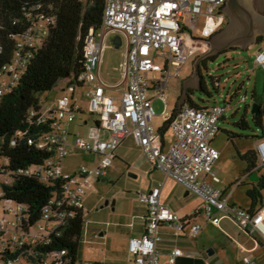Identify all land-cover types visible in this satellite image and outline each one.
Returning <instances> with one entry per match:
<instances>
[{
	"label": "built area",
	"instance_id": "built-area-1",
	"mask_svg": "<svg viewBox=\"0 0 264 264\" xmlns=\"http://www.w3.org/2000/svg\"><path fill=\"white\" fill-rule=\"evenodd\" d=\"M226 0H104L102 21L98 30H90L83 49V69L77 81L89 89L82 93L90 104V111L97 114L85 136L70 133V125L80 111L75 104L77 87L70 86L51 104L42 103L38 109H30L29 117L38 124L49 122V130L42 133L34 145L48 156L41 163L24 170L40 181L58 184V194L47 201L41 218L30 228H21V206L4 203L0 216V254L14 247L47 244L51 236L77 212H84L83 199L91 187V178H103L115 158V151L127 136H131L144 158L167 178H171L202 201L205 221L217 226L220 217H228L241 229L256 234L264 244V202L250 211L230 203L231 190L216 189L206 180L220 154L212 146L224 118L226 107L204 106L201 109L182 105L172 118L170 129L172 142L163 148L158 130L150 120L155 113L149 92H153L165 106L164 90L167 82L178 75L181 66L192 53H203L208 39L225 25L222 8ZM187 21L188 26L185 22ZM200 22V38H192L191 29ZM52 19L42 16L26 28L16 40L10 61L0 69V100L18 84L21 74L48 34ZM109 35L120 36L125 42V58L120 64V83L109 85L99 76V64L104 40ZM163 58L160 65L157 60ZM254 66L264 70V44L253 57ZM119 90L118 97L108 95L106 90ZM170 118V117H169ZM107 133L100 138V131ZM73 151L85 152L97 157L92 167L80 165L72 173L65 172L62 161ZM255 170L264 167V123L254 144ZM212 180L218 182L214 174ZM7 176L0 177L1 184H8ZM237 182L236 184H238ZM162 184H157L138 201L146 207L145 231L137 238H130L127 253L135 264H159L157 243L160 241V225L176 232L195 237L202 226L190 217H180L160 204ZM2 193L0 191V197ZM7 235V239L4 237ZM244 251L243 247H239ZM65 251L54 252L47 258L31 253L30 258L0 255V264H67ZM181 254L179 249L170 252L166 264H175ZM244 264H255L244 259ZM79 264H97L80 262Z\"/></svg>",
	"mask_w": 264,
	"mask_h": 264
},
{
	"label": "trees",
	"instance_id": "trees-1",
	"mask_svg": "<svg viewBox=\"0 0 264 264\" xmlns=\"http://www.w3.org/2000/svg\"><path fill=\"white\" fill-rule=\"evenodd\" d=\"M103 7L104 0H0V69L10 61L16 40L36 17L52 19L45 41L32 52L17 86L0 100V177L7 176L9 179L8 184L0 186V203L4 205L10 202L21 206L23 229L32 227L41 218L47 201L53 194H58L57 183L40 181L32 175L22 173L48 156L36 149L34 143L42 133L49 130L50 123L38 124L34 118L29 117V110H36L42 104L38 94L54 91L59 93L70 86H81L77 77L83 69L85 39L90 30L99 29ZM263 39L258 37L257 41L260 43ZM209 80L212 87L217 89L220 79L209 77ZM197 88L211 97L204 78L201 77ZM192 94V89L187 91L184 104L196 109L203 108L204 105L194 101ZM258 105L259 113L251 115V120L262 132L264 105ZM177 112L175 106L170 118L157 131L160 137L170 128L171 120ZM223 120L224 118L220 121ZM234 125L239 130L248 129L244 115ZM226 134L229 140L240 136L228 131ZM242 160L246 162V166L240 177H248L255 172L259 178L246 191V197L250 201L247 209L253 211L262 203L264 167L255 170L254 150L245 152ZM83 218L84 212H77L60 227L58 235L51 236L47 244L14 247L12 251L5 249L0 255L7 258L19 255L30 258V254L36 252L39 257L47 258L51 253L63 250L66 252L63 259L67 264H79L77 248L84 225Z\"/></svg>",
	"mask_w": 264,
	"mask_h": 264
},
{
	"label": "rangeland",
	"instance_id": "rangeland-1",
	"mask_svg": "<svg viewBox=\"0 0 264 264\" xmlns=\"http://www.w3.org/2000/svg\"><path fill=\"white\" fill-rule=\"evenodd\" d=\"M245 3L254 14L264 17V0H245ZM225 22L222 29L229 25L227 16ZM185 24L188 26L187 21ZM199 30L200 22L198 26L191 29L192 38H200ZM221 35L222 31L220 32L218 42H223L226 38L224 35ZM258 37L264 38V34L255 33L254 43L248 44L243 47V49L241 45L238 44L213 48L208 42L207 48L204 49L203 53L198 54L195 52L188 56L186 62L181 66L178 75L168 80L164 90L167 113L177 104L184 89V85H188L187 89L190 88V90H193L192 97L197 103L204 106L219 105L226 107L224 120L218 122L219 130L212 144L220 154L214 166L213 173L221 180V183L217 184V187L221 190L224 188L232 189L229 201L235 202V204L240 207H246L248 205V198L245 195L248 189V179L240 177L242 169L246 166V162L242 160V157L245 152L254 150L257 136L261 133L260 129L254 126L251 120L250 110L252 103L255 102L253 99L257 101L255 103L264 105V70L254 66L253 63L255 53L260 48L261 44H264V39L260 43L257 41ZM112 39L113 37L107 36L104 40L100 65L101 78L111 84L115 83L117 79L119 80L116 69L119 62L123 59V53L125 52L124 40L120 46L115 47L112 45ZM203 60H205V62L199 63ZM157 62L162 65L163 58L159 57ZM197 62L200 80L201 77L204 78L206 89L211 97L199 91L197 88L198 84L195 83L196 80L194 81L196 78L193 79ZM209 77H218L220 79L217 89L212 87ZM88 89V86L77 88V97ZM56 97H58V93L55 91L38 94L39 100L44 104H51ZM199 100L202 102H199ZM151 106L155 116L150 122L156 130L160 128L163 123V103L157 97L152 100ZM243 115L248 124V129L239 130L234 123ZM83 118H86L90 123L97 118V116L88 113L76 115V120ZM226 131L240 136L229 140ZM171 133L172 130L169 129L166 138L170 136ZM82 156V153L68 156L64 161L66 171L72 172L80 163H83L84 160H82ZM120 159L121 158L115 160L116 162L113 161L112 166L107 170L106 177L94 184L93 198L84 206V225L77 248V259L82 263L88 262L94 254L99 252L101 246L100 244H96L98 239L95 236L98 235L101 230L103 231L104 228L107 230L108 226H113V218L116 212L112 210L111 201L116 199L115 195L121 192V190H124L130 196L134 204H129L127 210H135L139 204L137 195L139 191L136 190L134 185L146 186L147 179L143 177V174L139 172L135 173L126 164L122 167L117 163L122 162ZM128 173H131L135 177L128 176ZM237 181H240L242 184L239 186L235 185L234 187ZM125 186H129L130 188H126ZM181 192L184 194L185 191L181 189ZM188 196L192 199L194 198L192 204L196 205L198 210L201 209V215L195 222L203 226L202 224L205 222L203 206L197 197L193 195ZM98 197L103 198L100 204L97 203ZM262 197L264 202V191ZM191 198L190 200H192ZM105 201L108 202L106 206L104 204ZM2 209L3 205L0 203V216H2ZM226 223L227 222L223 220L221 225L224 226ZM226 227H230V230H233V226L229 223ZM234 230L237 229L234 227ZM211 232L220 242V249L217 254L220 264H234L238 254L234 242L231 243L227 240L222 232L216 228L210 229V233ZM237 232L240 234L242 240H246V237H244L245 235L241 233L240 230ZM4 237L7 239V235Z\"/></svg>",
	"mask_w": 264,
	"mask_h": 264
},
{
	"label": "crops",
	"instance_id": "crops-1",
	"mask_svg": "<svg viewBox=\"0 0 264 264\" xmlns=\"http://www.w3.org/2000/svg\"><path fill=\"white\" fill-rule=\"evenodd\" d=\"M109 36L113 37L112 45H114L113 40L116 38L117 35H109ZM124 58H125V52L123 53V59L121 60V62H119L118 67L116 69L118 72L119 80L117 79V81L112 84L104 81L101 78L100 76L101 61H100L98 72L103 82L109 85L120 83L119 68ZM184 87L186 88V91L190 90V88L187 89L188 85H184ZM63 90H61L58 93V96H60ZM105 93L108 95H113L115 97H118L120 94V91L108 89L105 91ZM149 98L152 102V100L157 97L155 96L153 92H149ZM54 100L52 101V103L54 102ZM74 101L80 110L79 113L77 114L88 113V114H94L97 116L96 113H92L90 111L91 104L86 98L83 97L82 94H80V96L77 97L76 92H75ZM175 106H177V104H175L174 107ZM174 107L172 108V110L174 109ZM171 111L167 113L166 103H165V106L163 104V111H162V122L163 123L169 119ZM95 119L90 123L88 120H86V118L79 119V120L75 119V121L70 125V133L72 135L77 134L80 136H85L87 134L88 128L92 126ZM158 129L159 128H157L156 130ZM167 131L161 136V145L163 148H166L173 140V133H171V135L166 138ZM106 137H107V133L104 130H101L100 138L105 139ZM211 144H213V141ZM79 153L83 154L81 158L82 160H84V162L80 163L78 167L83 164L88 167H92L94 164H96L97 157L92 154H88V153L80 152V151H73L70 155L72 154L77 155ZM119 158H121L120 160H122V162H117V163H119L122 167H124L125 166L124 164H126L129 168L132 169V171H134L135 173L137 172L142 173L143 177L147 179L146 186L144 187L140 185H134L136 190L139 191L137 195L144 194L148 192L151 188L156 187L157 184L161 183L162 189H161L160 198H159L161 205L168 207L171 211H173L180 217H190L191 218L190 220L194 222L201 215V209L198 210V207L192 204L194 198L192 199L188 195H193L195 197L197 196L190 192L186 193L187 190L183 186H181L180 184H178L171 178H167L161 171L155 169L144 158L143 154L141 153L140 148L138 147V145L135 143V141L133 140L131 136H127L123 140L121 145L116 149L115 158L113 161ZM65 159L62 161L61 166L65 172H68L66 171V167L64 166ZM216 162L213 164L210 170V173L212 174H214L213 169H214ZM112 164L110 165V167L112 166ZM78 167H76L72 172L76 171ZM72 172H68V173H72ZM210 173L205 176L206 180L209 183H211L213 187H215L216 189H219L217 187V184H220L221 180L217 177L216 174H214V176L218 179V182H214L212 180ZM106 175L103 178H105ZM115 175H116V172H115ZM131 176L135 177L132 174ZM103 178H100V179L91 178L90 179L91 187L85 193V196L83 199V207L85 206L86 203L88 204L91 198H93L94 184L100 182L101 179ZM241 178L248 179L247 176H242ZM237 182L239 183L236 184ZM237 182L234 184V187L235 185L239 186L242 184L240 181H237ZM125 187L130 188L129 186H125ZM249 188H251V182H249L248 180V189ZM181 189L185 191L184 194H182L183 192H181ZM228 190H231L232 192V189L230 188H224L221 191L227 192ZM115 198H116L115 200L111 201L112 210L116 212L113 218V222H114L113 226H108L107 230L106 228H104L103 231L101 230V232H99L98 235L95 236L98 239L96 244H100L101 247L99 249V252L94 254V256L91 257L88 262H95L97 264H135L133 257L127 253V243L130 238H137L144 234L146 207L139 202L135 210H127V206L129 204H133V202L130 196L124 190H121V192L116 194ZM190 198L192 200H190ZM197 198L200 200L202 204L201 199L199 197ZM102 199H103L102 197H98L97 203L100 204L102 202ZM262 202H263V197H262ZM230 203L236 205L235 202L230 201ZM104 204L106 206L108 205V202L105 201ZM249 205H250V201L248 199V205L242 208L247 209L249 208ZM84 214H85V207H84ZM130 218H131V221H130ZM223 220L227 222L224 226L221 225V222ZM228 223L233 226V230H230V227H226ZM202 225L203 226H202L201 232H199L193 238L187 236L185 232L184 233L176 232L169 226L160 225L158 228V234L160 236V241L156 245L157 250L159 251V264H166L169 258L170 252L174 249H179L181 252V254L175 258V264H220L217 258V254L219 252L218 250L220 249V242L217 237H214L212 232L210 233V229L212 230V228H216L219 231H221L227 240H229L231 243L234 242V244L236 245L238 254L235 259L234 264H244V261H243L244 259H253L255 264H264V244L262 240L256 234H251L248 230L239 228L232 221V219L228 217H224V216L220 217V222L217 226H213L212 224L206 221ZM234 227L237 230H234ZM239 230L241 231V233L245 235L244 237H246V240H242V238L240 237V234L237 232ZM240 246L243 247L244 251L239 250Z\"/></svg>",
	"mask_w": 264,
	"mask_h": 264
},
{
	"label": "water",
	"instance_id": "water-1",
	"mask_svg": "<svg viewBox=\"0 0 264 264\" xmlns=\"http://www.w3.org/2000/svg\"><path fill=\"white\" fill-rule=\"evenodd\" d=\"M222 12L227 16L229 25L208 39L211 47L219 48L238 44L241 45V48L243 49V47L247 46L248 44L254 43L255 33L264 34V17L254 14L252 10L246 5L245 0H226L222 8ZM221 31L222 35H224L226 38L223 40V42H218ZM113 43L116 47L120 46V36H116V38L113 40ZM195 68V75H193V79L196 78L194 81L196 80L195 83L199 85L200 75L198 74V62L196 63ZM182 95L180 96L177 103V111H179L181 106L184 105V100L187 97V91L185 87L182 91ZM250 113L251 115H256L259 113V105L257 103H252ZM128 175L131 176L130 173ZM248 180L251 183H257L259 180L257 173L254 172L250 174L248 176ZM186 193H188V191Z\"/></svg>",
	"mask_w": 264,
	"mask_h": 264
},
{
	"label": "flooded vegetation",
	"instance_id": "flooded-vegetation-1",
	"mask_svg": "<svg viewBox=\"0 0 264 264\" xmlns=\"http://www.w3.org/2000/svg\"><path fill=\"white\" fill-rule=\"evenodd\" d=\"M202 62H205V60H203V61H200L199 63H202Z\"/></svg>",
	"mask_w": 264,
	"mask_h": 264
}]
</instances>
